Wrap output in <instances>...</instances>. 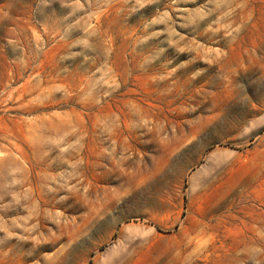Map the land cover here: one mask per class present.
Segmentation results:
<instances>
[{"label": "rangeland", "instance_id": "rangeland-1", "mask_svg": "<svg viewBox=\"0 0 264 264\" xmlns=\"http://www.w3.org/2000/svg\"><path fill=\"white\" fill-rule=\"evenodd\" d=\"M0 264H264V0H0Z\"/></svg>", "mask_w": 264, "mask_h": 264}]
</instances>
